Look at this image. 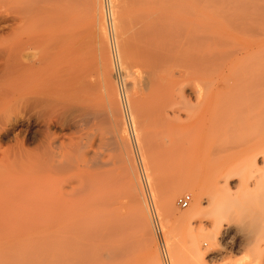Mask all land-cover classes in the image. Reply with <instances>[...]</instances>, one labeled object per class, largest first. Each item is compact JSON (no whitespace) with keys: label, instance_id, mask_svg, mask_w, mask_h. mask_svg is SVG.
<instances>
[{"label":"rangeland","instance_id":"rangeland-1","mask_svg":"<svg viewBox=\"0 0 264 264\" xmlns=\"http://www.w3.org/2000/svg\"><path fill=\"white\" fill-rule=\"evenodd\" d=\"M114 1L89 0L87 3L85 1L86 5L84 6H88L89 9H85L84 6L80 5L82 9V11L80 10L81 14L78 12L79 9L77 7L78 15L81 16L82 20L84 19L80 26L82 32L80 31L78 34H83V31L86 30L84 26H87L86 32L91 27L89 29L90 31L85 32L83 35L84 38L80 35L79 38L81 39L82 37L83 42L80 40L81 44L78 41L77 45L79 47L82 45V51L89 49V51H83L85 55L82 56L87 61L86 69L89 71L92 70L93 74L100 72L96 76L100 79L101 91L104 89L102 91L103 97L99 98V105L95 108L97 113H95L96 110L94 109L95 111L92 113V116L87 118L82 111L77 110L79 108L78 106H74L76 108H73L77 111H71L74 110L72 108L69 110L70 112H66L64 115L66 117H63L61 120L63 126L53 128L54 131L58 129L56 134L64 147L70 146L72 142H80L81 137H83V149L86 151L93 166L90 172L94 174L95 171L98 174L97 177L94 176L95 174H91L90 177L92 179L93 176L94 180L92 179V183L88 181L91 183L92 188V194L90 193L91 195L88 198L90 203H88L89 205H87L86 210L79 213L78 216L77 214H72V216L71 214H64L66 219L62 215L64 221L59 214L57 215L53 211L47 212L45 210V213L41 212L38 214L39 211H36L37 208H33V204L36 205L33 201L36 196H26L22 199V202L15 197L12 198L8 191L15 189L19 182L13 176L11 180L7 178L8 181H5L0 190V205H5V209L0 212V264H80L81 262H83L81 264H95V262L96 264H153V262L155 264H254L252 262V258H254L252 255L255 256L256 250L253 249L255 245L251 241H255L256 236L249 231L250 229L247 228V219L243 217L250 211H258L257 213L264 214V165L262 161L264 158V9H256L254 13L255 17H253L252 13V21L250 10H248L250 19L249 17H246L247 19H240L243 13L240 10H235L231 6L230 0H211V3L206 6L197 7L200 16L193 14V7H189L190 5L187 7L184 6V8L186 7L185 9L181 6H173L170 8L168 10L169 18L167 19L169 22L166 23L169 29L166 27V21L164 22L165 26L162 25L164 26L163 28L169 30L168 38L166 39L165 36V43L168 45L167 47L170 48L171 46L170 52L174 54H170L172 61H170V64L173 63L174 65L175 60L178 61L177 59L180 58L184 60L185 64L184 62L182 64L185 66H182L180 64L181 62H179L184 68L177 63L175 64L176 67L173 65L168 67L171 69L174 67L172 72L171 69L169 70L171 74L175 73V76L179 78L177 83L181 77L184 79L181 78L183 81L180 80V85H178L179 83H173L174 86H170L172 90H170L171 93L168 90L167 98H174V100L170 99L173 101H169L171 106L169 103L167 105V103L163 102L168 107L165 106V110L162 111L163 107L160 105L162 104L160 103L161 97L157 95L158 92L156 90L153 92L155 89L153 87L154 85H152L155 84L152 82L154 80L152 79L153 72L151 73L152 78H148L147 76V79L143 78L145 77L144 75L150 73V70H152L150 69L151 67L149 68V64L147 66L146 62L148 61H144L146 63L145 67L143 62L135 64L139 60L138 57L142 55L144 49L148 46L150 39L145 36L146 33L143 35L145 36L143 39L141 32H144L145 29L143 30L141 27L143 23H141L140 17L138 18V9L137 7L135 9L136 5H133L135 4L133 1L130 4L128 0H123L121 7L123 10H120L121 22H118L117 17L119 14H116L115 8L113 7ZM109 2H111V5ZM98 4L100 7L97 6ZM84 9L89 11V15L86 11H83ZM113 11H115V14ZM258 12L259 14L262 13V15L257 16L256 13ZM87 15L88 17L85 18L84 16ZM135 15L137 21L134 20L136 19L134 17ZM236 16H239V19ZM128 17L130 20H128ZM207 18H210V20L212 18V21H209ZM89 24H92V26L89 27ZM121 25L122 27L119 28ZM93 27L96 31H93ZM110 27H112V30L115 27V33L111 31ZM4 29L6 30V28ZM102 29L105 32L104 37L101 34ZM109 33L112 35L110 36ZM134 37L141 38V41L137 38L134 40ZM85 38L89 41L88 43ZM124 38L127 43L123 41ZM145 38L149 39L146 40ZM104 40L108 45L104 44ZM131 40L132 44L130 43ZM128 43L130 46L132 45L128 47L131 51L127 50ZM123 44H127V46ZM133 44L136 46L133 47ZM141 45L145 47L142 52ZM123 46L127 49L124 47L123 50ZM113 48L117 52L116 59L112 53ZM132 49H134V53L138 51L139 54L141 52L140 55L136 53L138 55L136 56L133 53V56ZM127 51L129 56L125 53ZM90 52L92 53L90 54ZM79 56L78 54V64H80L79 59L81 60ZM104 56L109 57L107 60L112 61H104ZM143 56H140V59L143 60ZM122 57L124 60H122ZM145 57H148V55L146 54ZM125 59L127 60L125 61ZM195 61L208 64V68L206 67L207 69L204 68L202 70L197 69L195 65L197 62ZM123 62H126L128 67ZM92 64H94L93 68L91 67ZM134 64H142V66L136 67ZM94 67L95 69L98 68L99 71H95ZM143 67L147 68L145 70L149 68V71L145 73ZM101 69H104L107 74L104 70L102 72ZM127 71L132 72L133 76L131 77V74L127 73ZM110 74L111 77H108ZM128 74L129 76H127ZM138 79V85L134 87ZM146 80L149 82L147 81L143 85ZM183 84L185 85L183 86ZM139 85L145 88L142 90ZM181 86L184 88L181 89ZM113 90H117V93L115 91L113 92ZM144 90L146 92H143ZM106 92L109 94L113 92L115 94L109 96ZM154 93L158 97H155ZM144 94L149 95L145 96ZM151 94L153 97H151ZM129 95L131 97H128ZM182 96L183 98L185 96V99L180 98ZM131 98L133 102L137 103H132ZM156 98H159V100ZM127 101L130 102H128L130 106L127 105ZM174 101L178 102L175 103ZM153 103L156 105L154 108L155 111L159 108V111L163 112L162 117H160L158 112H153ZM151 105L153 106L151 107ZM158 105L160 106L157 107ZM17 109L18 107L10 109L9 114L12 118L19 115ZM116 111L122 114L120 115ZM166 111L169 116H166L167 118L164 117ZM141 112L146 114L143 113V117H141ZM135 113L137 114V118ZM97 115L99 116L98 119H96ZM101 117L105 119L103 118V120ZM85 119H88L87 123ZM131 124H133L132 126L134 127L138 145L133 143L130 136ZM212 126L213 128H211ZM25 130L26 127L20 123L15 125L16 134H24ZM161 143L164 144L162 145ZM4 147H7V145ZM252 154L258 155L257 164L250 161ZM0 156H2L1 150ZM227 160H230L232 166L237 168L235 169L237 174L230 180L231 189L229 191L222 190L216 192L214 184L216 172L214 168L224 165L222 163ZM63 178V176H57L53 180L52 186H49L48 183V187H43L42 191L46 193L47 191L53 190L54 187H57V183L59 184L61 182L60 179ZM171 191L175 192L173 195V206L168 209H163L164 196ZM200 191L203 192L204 197L210 199L209 201L206 198L203 200V209H201V212L188 221L179 218V214H186L188 210L195 206L194 204L198 200L197 193ZM185 194H190L192 201L188 207L181 208L178 204V199ZM139 195H141L140 197H142L144 202L141 203L143 204V208H145V216L143 218H145V223H148L152 234V252L156 255L155 260L151 259V262L149 261L150 258H148L150 254L149 249L142 237L140 223H138L139 221L137 222L140 214H142L137 208L138 203L136 198ZM150 202L154 204L157 211L166 256L162 252V246L154 227L150 211ZM6 204L8 209H6ZM224 205L227 210L225 208V213H223L224 210L219 213V210H222L221 208ZM220 214L225 216V222H228L229 229L225 233H222L221 237L219 236L213 243L208 239V234L212 231L214 218ZM230 214H233V216L231 217ZM56 215L60 217L61 222L59 218H57V221L55 220ZM83 216L85 217L83 218ZM86 216H90L89 218L94 220H90ZM78 219L79 221L77 222ZM85 220L86 222L89 220V222L86 223L84 222ZM107 221L113 222L110 223L114 225L110 224L111 226L109 227ZM104 224H107V226L105 227ZM100 225H104L102 227L106 230L111 229L109 232L112 229V232L115 231V233H118L119 230L122 231H119L120 235L117 234L118 236L112 235L111 232L108 235L110 236L109 238L106 237L101 240V237H99L100 231L97 233L100 229L97 230V228ZM116 226L120 228L118 229ZM243 226H246L248 230L245 229L246 231H244ZM93 227L97 230L94 233L98 234L96 237H99V241L93 238L95 237L92 231ZM242 227L245 233L248 231L246 233L247 235H243L244 233L241 234ZM70 228L71 230H69ZM249 232L252 233L251 236H248ZM256 233L258 242L261 244V248L263 247L262 249H264V227ZM247 236L248 240L246 239ZM169 240H172V243ZM100 242L107 244L105 245L103 243V246V244L100 245ZM127 243L129 244L127 245ZM112 245H115V248ZM196 246L200 247L202 254L197 252L195 249ZM95 247H97V253L99 252L98 255L96 249H94ZM100 247L101 249H99ZM109 247L113 248L110 253ZM86 248L88 249L86 250ZM246 251L249 252L247 253ZM93 252L96 254L94 255ZM99 254L101 256L100 260ZM91 255L95 257H91ZM76 258H78V263H76ZM262 264H264V253Z\"/></svg>","mask_w":264,"mask_h":264},{"label":"bare ground","instance_id":"bare-ground-1","mask_svg":"<svg viewBox=\"0 0 264 264\" xmlns=\"http://www.w3.org/2000/svg\"><path fill=\"white\" fill-rule=\"evenodd\" d=\"M81 1L82 0H0V150L2 153V156H0V170H1V172H0V190H1L2 185L5 183V181H8L9 178L11 180V177L13 176L14 178H17L19 184L15 189L8 191L12 198L15 197L16 199H18L22 202L23 201L22 199L24 197H26V196L28 197L29 195H35L36 198L33 199V201L36 203V205L33 204V208L34 207L37 208L36 211L37 212L39 211L38 214H40L41 212L45 213L46 212L45 210H47V212L53 211V213H55L57 215L59 214L62 217L61 219L63 221H64V219H63L62 215H64V214L65 215L71 214V216H72V214H74V215L77 214V216H78L79 213L84 212L86 210L87 205H89L88 203H90V201H88V198L92 194L91 193L92 188H91L90 184L92 183L91 182L92 179L94 180L93 176H92V179L90 176H91V174L92 175L95 174L94 176H96V177L98 175L95 173V171H94V174L92 172H90L91 169L93 168V166L91 165V161H90L89 157L87 156L86 151L83 149L84 148L83 147L84 145H82L83 137H81L82 139L80 140V142H72L70 144V146L64 147L63 143L61 141H59L58 135L56 134V131L58 129H56V131L53 130L54 127L58 128V126H63L61 124L62 118L64 117L66 112L68 113V111L70 109H72L74 106H78L79 108L77 110L82 111L85 114V116L87 118H89V116H92V113L96 110L95 108L99 105L98 104L99 98L103 97L102 91L104 89L101 91L102 86L100 85V79H98L97 78L98 76H96V74L98 75V73H100V72H98V73L96 72V74H93L92 70L89 71L88 69H86V65H87L86 62L87 61H86V59L82 58V56L85 55L83 53V51L86 52V51H89V49H88V47H86V45H87L86 44L85 47L88 50L85 49L86 51L85 50L82 51V45H80L81 44L80 40H82V37L84 38L83 35L85 34V32L87 30V26L82 25V26L86 27V30L83 31V34H80L82 36L80 39L79 38L80 35L78 33L82 30V29H80V26H81V23L84 19L82 20L81 16L78 15V12H80V10L82 11L80 5L81 6L86 5V3L89 0H83L84 3L86 1L85 4ZM132 1L135 3L133 5H136L135 9H136V7L138 9L137 10L139 13L138 18L140 17V21H141V23H143V25L141 27L143 30L145 29L144 32L143 31L141 32L142 29L140 30V32L142 33V36L145 35V33H146L145 36L150 38V39L145 38L146 40L149 39V44L147 42L148 46L146 48L143 47V45L140 46V47H142L141 52L143 51V48H145L142 55H140L141 52L139 54H138V51L136 52L140 56H143L144 53H146L148 55V57H145L146 56V54H145V56H143V60H142V59H140V56H139L138 62L137 61L136 62L134 61V62H135V64L139 63V62L140 63L143 62L144 67H145L146 63H147V66L150 65L149 68L151 67L150 68V69H152V70H150L151 72L144 75L145 77H143V78H146V76L148 78H152L151 73L153 72L152 73V75H153L152 79H154V80L152 82H154L155 84H152V85H154L153 87L155 89L152 88V89H154V91L152 89H151V91L155 92V90H156V92H158L157 95H160L159 96V97H161L160 103H162L160 105H162V107L164 108L165 106L168 105V103L170 104L169 101L174 100V98H170L172 100H170L169 97L167 98V93H168V90L169 91L172 90L171 89L172 87L170 88V86H172L173 83L174 84L177 83V81L179 79L178 77L175 76L176 75L175 73L171 74L172 69L174 67H176L175 66L176 63L178 65L181 64L182 66L185 64L184 60L180 59V58L177 59L178 61L175 60L174 65H173V63L170 64V61H171V55L170 54H172V55H174V54L172 52H170L171 46L169 48V47H167L168 45H166V43H165L166 39L168 38L167 35H169V33H168L169 28H168V25L166 24L167 22H169V21H167V19L169 18L168 10L170 8H172L173 6L174 7L175 6L176 7L181 6L184 8V6L187 7L188 5H190L189 7H193L192 8V10L194 11L193 14L199 15V12H198L199 9L197 7H204L208 4H210L211 0H128V2H130V4ZM230 1H231V6L234 7L235 10H237V11L240 10V12L243 13L241 15L240 19L241 18L244 19L246 17L248 18L250 16V14L252 17V13H253V17H255L254 13H255L256 9L257 10H260L262 8L264 9V0H230ZM109 3L111 5V2H109ZM221 4H223V3H221ZM122 5H123V0H115L114 6L112 5L115 8L116 14H119V16L117 15L118 16L117 17L118 22H121L120 10L122 9L121 8ZM97 6H99V4ZM77 7L79 9L78 12H77V10H78ZM84 8L89 9L88 6L87 7L84 6ZM85 9L83 11H86ZM129 9H130V7H129ZM92 10H91V12H92ZM248 10H250V12H251L249 15H248V13H249ZM251 10L254 12H252ZM115 11H113V13ZM237 11H236V13H237ZM88 12L89 11H86L87 14H88ZM98 13H99V11H98ZM122 13L124 14V12H122ZM80 14H81V12H80ZM82 14H83V12H82ZM84 14H85V12H84ZM256 14H257V16L262 15V13L259 14V12ZM88 15L84 16V17L86 18V17H88ZM203 16H204V14H203ZM233 16H235V15H233ZM239 16H236V17H238V19H239ZM90 17H91V15H90ZM134 17H136V15ZM175 17H177V16H175ZM253 17H252V21H253ZM249 19H250V17H249ZM112 20H113V18H112ZM128 20H130V18ZM134 20L137 21V17ZM208 20L212 21V18H211V20H210V18ZM164 22H165L166 27L168 29L163 28L165 26ZM130 23L134 24L135 22H130ZM94 24H96V23H94ZM118 24H120V23H118ZM162 25H164V26H162ZM88 26L90 27V26H92V24H89ZM115 27L113 28V30L111 29L112 27H110L111 31L114 32ZM120 27H122V25L119 26V28ZM4 28H6V30ZM89 29H91V27ZM89 29L87 32L90 31ZM132 30H134V29H132ZM93 31H96L95 28L93 29ZM171 31H173V30H171ZM117 32H118V30H117ZM128 32H129V30H128ZM90 33H92V32H90ZM104 33L105 32H103V29H102L101 34L103 37L105 36ZM110 33H112V32H110ZM120 33H122V32H120ZM124 34H126V33H124ZM111 35L112 34H110V36ZM142 36H141V38H142ZM145 36H143V39ZM165 36H166V39H165ZM99 38H101V37H99ZM136 38L138 39V37H136ZM136 38L134 40H136ZM94 39H96V38H94ZM140 39H138V40H140ZM125 40L126 39L124 38L123 41H125ZM78 41L80 43L79 44L80 47L77 45ZM123 41H122V43H123ZM143 41H142V43H143ZM81 42H83V40ZM88 42L89 41L87 40V43ZM103 42H104V44L108 45V43H105V40ZM84 43H86V42H84ZM125 43H127V42L125 41ZM130 43L132 44V40ZM101 44H102V42H101ZM118 44H120V43H118ZM134 44H133V47L136 46ZM90 45H92V44H90ZM123 45L127 46V44H123ZM125 46H123V50H124ZM129 46H130V44L128 43L127 48ZM168 48H169V50H168ZM174 48H175V46H174ZM90 49H92V48H90ZM179 49H180V47H179ZM127 50L131 51V49H129V48ZM133 50L134 49H132V55L134 53ZM128 51L125 52V53H127V55H128ZM93 52H94V50H93ZM91 53L92 52H90V54ZM100 53H101V51H100ZM136 53H134V55H136ZM78 54L80 55L79 57H81V60L79 59L80 64L77 63ZM107 54L109 55V53H107ZM123 54H121V55L123 56ZM124 55H126V54H124ZM138 55H136V56H138ZM144 57L147 59H145ZM88 58H90V57L88 56ZM107 58H109V57L104 56V58H103L104 61H106V62L110 61L109 59L107 60ZM130 58H132V57H130ZM119 59H120V57H119ZM127 59H125V61ZM179 59H180V61H179ZM122 60H124V58ZM146 60L148 62L145 63L144 61H146ZM129 61H130V59H129ZM129 61H127V62H129ZM197 61H195V62H197ZM179 62H181V63L179 64ZM183 62H184V64H182ZM123 63H126V62H123ZM192 63H194V61H192ZM135 64H134V66H136V67L142 66V64H140V65H135ZM168 64H170V65H168ZM125 65H126V67H128L127 63ZM171 65L174 66V67L172 66L173 67L172 69L169 68V67H171ZM195 65H196L197 69H200V70H202L206 67L208 68V64H206V63L202 64V62H197V64H195ZM197 65L199 66V68ZM93 66H94V64H92L91 67L93 68ZM180 66H179V68H180ZM120 67H121V64H120ZM106 68H107V65H106ZM133 68H135V67H133ZM149 68H148V70H145L147 68H144V70H145L144 72L146 73L147 71H149ZM182 68H184V67H182ZM108 69H109V66H108ZM125 69L128 70L127 68H125ZM136 69H138V68H136ZM169 69H171V72ZM94 70L96 71V70H98V68L95 69V67H94ZM103 70L101 69L102 72H103ZM111 71H112V69H111ZM130 71H131V69H130ZM108 72L110 73V71H108ZM120 72H123V71H120ZM105 73H106V71H105ZM127 73H130V72L127 71ZM130 74L132 77L133 76L132 72ZM102 76H104V75H102ZM127 76H129V74ZM135 76H136V74H135ZM108 77H111V74ZM99 78H100V74H99ZM107 78H104V79H107ZM181 78H180V80L184 79V78H182V79ZM142 79H140V80H142ZM107 80L110 81L109 79H107ZM180 80H179V82H180ZM101 81H103V80H101ZM137 81L139 82V79L136 80L137 84L135 86L133 85L134 87H136L138 85ZM147 81L148 80L144 81L143 85H145V82H147ZM104 82H105V80H104ZM134 82H135V80H134ZM106 83L109 85V83L107 81H106ZM141 85H139V86H141ZM178 85H180V83ZM184 85L185 84H183V86ZM104 86H106V85H104ZM142 87L143 86H141V88ZM144 88H142V90ZM147 88H149V87H147ZM158 88H160V90H158ZM175 88H176V86H175ZM182 88H184V87L181 86V89ZM105 90L108 91L107 89H105ZM114 91L115 90H113V92ZM113 92H110V94L107 92L106 93H107V95L110 96L111 94H115ZM138 92H139V90H138ZM143 92H146V90H144ZM179 92H180V90H179ZM147 93H149V92H147ZM170 93H171V91H170ZM105 94H104V97H105ZM126 94H125V96H127ZM141 94H140V96H141ZM144 95H143V97L148 96L149 94L145 95V96ZM157 95L155 94V97ZM128 97H131V96L129 95ZM128 97H126V99ZM151 97H153V95ZM132 98H135V97H132ZM180 98H183V96ZM183 99H185V96ZM109 100H110V98H109ZM112 100H111V102H112ZM128 100H129V98H128ZM151 100H152V98H151ZM155 100H154V102L157 104L156 101L159 100V98L156 101ZM144 101H145V99H144ZM113 102H114V100H113ZM128 102L129 101H127V103ZM163 102L167 103V105L163 104ZM177 102H175V103H177ZM129 103L127 104L128 106H130ZM132 103H135V102H133V99H132ZM132 103H131V105H132ZM155 103H153L154 104L153 112H155V113L158 112L160 117H162L163 112L159 111L160 110L159 108L158 109L156 108L157 109L156 111L154 110V108L156 106ZM101 105H103V104H101ZM107 105H109V104H107ZM160 105H158L157 107H159ZM181 105H180V107H182ZM152 106L153 105H151V107ZM170 106H171V104H170ZM13 107H18L17 111L19 112L20 116L16 115L14 118H12L10 116L9 112L11 111L10 109ZM162 107H160V108H162ZM74 108H76V107H74ZM163 108H162V111L165 110V108L164 109ZM77 110L74 109L71 111H77ZM110 110H112V109H110ZM113 111H114V109H113ZM132 111H134V110H132ZM167 111H166V113H167ZM116 112L118 113V111H116ZM116 112H114V113H116ZM119 112H121V111H119ZM129 112H130V110H129ZM95 113H97V110ZM143 113L142 114L138 113V114H140L141 117H143L142 116ZM166 113L164 114V117L168 116V113L167 114ZM118 114H120V113H118ZM144 114H146V113H144ZM157 114H155V115L157 116ZM147 115H148V112H147ZM151 115H153V114H151ZM105 116H106V114H105ZM174 116H175V114H174ZM95 117H96V115H95ZM98 117L99 116L97 115L96 119H98ZM107 118H108V115H107ZM132 118H133V116H132ZM136 118H137V114H136ZM176 119H178V118H176ZM163 121H164V119H163ZM212 121L214 122V120H212ZM85 122L87 123L88 119H85ZM18 123H20L21 125L26 127L24 134H16L15 133L16 132L15 131V125ZM105 124H107V123L105 122ZM136 124L138 125V123H136ZM211 128H213V126ZM179 142H181V141H179ZM5 145H7V147H4ZM141 147H143V146H141ZM150 147H152V145H150ZM155 147H158V146H155ZM140 155H141V153H140ZM250 158H251L250 161L252 163H254V164L258 163V155L257 154H252ZM262 161H263V165H264V158ZM222 164H224V165L216 166L214 168V170L216 172V176L214 179L216 192H219L222 190L229 191L231 189L230 180H232L233 176H235L237 174L235 171V169H237V168L232 166V163L230 162V160H227ZM97 166H98V164H97ZM95 167H96V165H95ZM57 176H63L64 178L60 179L61 182L59 181L60 183L59 184L57 183L56 188L54 187L55 191L53 189L51 191H47L46 193H44L42 191V188L48 187V185H47L48 183H49V186L50 185L52 186V184H53L52 182L55 178H57ZM7 178H8V180H7ZM147 179H148V177H147ZM12 180H14V179L12 178ZM88 181L91 183H89ZM174 191H171L166 196H164L163 209H168V208H171L173 206V202H174L173 201L174 200L173 195L175 193ZM197 195H198V197H197L198 200L196 199L197 202L194 204L195 206L194 207L192 206L193 208L188 210L186 212V214H179L178 215L179 218L185 219L188 221L190 218H193V216L198 215L201 212V209H203L202 208L203 200H205V198L207 199V201L210 200L208 197L203 196L202 191L198 192ZM140 196L141 195L137 196L136 199H137V203H138V207H137L138 211L141 212L142 214L139 213L140 216H139V219L137 220V222L139 221L138 223H140V229H141L142 235H143L142 237L144 238L146 246L149 249L150 254H149L148 258H150L149 261L151 262V259L155 260L156 255L152 252L153 251L152 245H151L152 244V234H151V231L149 229L148 223H145L146 222L145 218H143L145 216V214H144L145 208H143V206H142L143 204H141L144 202H143L142 197H140ZM225 208H226V206L224 205L221 208L222 210H219L220 211L219 213H221V211H223V210H224L223 213H225V211L227 210V208H226V210H225ZM4 209H5V205H0V212L3 211ZM6 209H8L7 204H6ZM36 211L34 210V212H36ZM257 212H254V211L251 212L250 211L249 213H247L245 215L243 214L244 215L243 218L247 219L246 222L248 225L247 228L250 229L249 231L254 233L255 234L254 236H256L255 241L253 240L254 239L253 236H252L253 239H251V240H253V241H251V243L253 242L255 245V248H253V249L256 250V252H255L256 257L251 254L255 258V259L252 258L253 259L252 262L254 264H262L263 253H264V251L262 252V250H264V249H262L263 247L261 248V244L258 242L259 240L257 239V233L256 232L258 230H261L262 227H264V225H263L264 224L263 223L264 222V214L257 213ZM248 214H251V215H248ZM65 215H64V217H65ZM97 215H96V217H97ZM255 215H256V217H255ZM91 216H93V215H91ZM230 216L232 217L233 214H230ZM84 217L85 216H83V218ZM89 217L86 216V218H89ZM224 217L225 216L220 214L219 216L215 217L213 220L212 231L208 234V239H210L213 243L215 242V240H217V238L219 236L221 237L222 233H225V231L229 229V224H228V222H225ZM57 218H59V220H60V217L57 216L55 219L56 221H57ZM62 220H60V222ZM82 220H84V219H82ZM90 220H94V219H90ZM56 221H55V223H57ZM78 221H79V219L77 220V222ZM96 221H98V220H96ZM71 222H73V221H71ZM84 222H86V220ZM87 222H89V220ZM107 222H108L109 227L111 225H114V224H111V223H113L111 221H107ZM230 222H231V220H230ZM79 223H81V222H79ZM116 224H117V222H116ZM104 225H105V227L107 226V224H104ZM104 225H100L98 228L96 226L97 230L100 228L98 230V232H97L95 227L92 228L93 234L95 235V237H93V238L98 240L99 237H101L100 239L103 240L106 237L107 238L110 237L108 235L111 234L113 229L111 232H109L111 229L109 228L110 230H106L105 228H103ZM243 227H242V233L241 234L244 233L243 235H247L246 233L248 231L246 233L244 232V231H246L245 229H247V228L245 226L244 231H243ZM94 228H95V231H94ZM116 228H118V227L116 226ZM69 230H71V228ZM64 231H66V230H64ZM99 231H100V236L97 238L96 236L98 234H95L94 232L99 233ZM119 231H118V233H115V231L112 232V235L114 234L116 236L117 234H119ZM251 232H249L248 236H251V234H252ZM88 236H90V235L88 234ZM248 236L246 237L247 240H248ZM111 237H113V236H111ZM249 238H251V237H249ZM174 240H175V237H174ZM169 241L171 242L172 240H169ZM74 242H76V241H74ZM94 242H95V240H94ZM116 242H117V240H116ZM120 242H121V240H120ZM248 242L250 243V241H248ZM103 243H105V242H100V245ZM109 243H108V245H109ZM249 243H247V244H249ZM98 244H99V242H98ZM106 244L107 243H105V245ZM112 244H114V243H112ZM128 244L129 243H127V245ZM173 245H174V243H173ZM103 246H104V244H103ZM110 247H111V245H110ZM110 247L108 248L109 253H110V251L112 252L111 249H113ZM113 247L115 248V245ZM117 247H118V243H117ZM96 248L97 247H95L94 249H96ZM87 249L88 248H86V250ZM99 249H101V247ZM108 249H106V250H108ZM195 249L197 250L198 253L202 254L200 247L196 246ZM119 251H121V250H119ZM246 252L248 253L249 251H246ZM96 253H97V249H96ZM96 253H94V255ZM98 253H97V255H98ZM100 254H99V256H100ZM94 255H91V257ZM87 257H88V255H87ZM102 257H103V255H102ZM107 257H108V254H107ZM89 258H90V256H89ZM100 259H101V256L99 257V260ZM76 260H77L76 263H78V258H76ZM96 260L99 261L98 259H96ZM81 263H83V262H81ZM248 263H250V262H248ZM90 264H92V263H90ZM95 264H96V262H95ZM153 264H155V262H153Z\"/></svg>","mask_w":264,"mask_h":264},{"label":"built area","instance_id":"built-area-1","mask_svg":"<svg viewBox=\"0 0 264 264\" xmlns=\"http://www.w3.org/2000/svg\"><path fill=\"white\" fill-rule=\"evenodd\" d=\"M112 53H113L114 58L116 59L117 58V52H116L115 48L112 49ZM132 125L133 124H131V127H130V136H131V138L133 140V143L137 144L136 134H135V131H134V127ZM191 201H192L191 195L190 194H185V195L181 196L178 199V204L180 205L181 208H186V207H188L190 205ZM150 211H151V214H152V219H153V223H154V227H155L156 233H157V235L159 237L160 244L162 246V252L166 256V249H165V246H164V243H163L162 230H161L159 218H158V215H157V211H156V209L154 207V204L152 202H150Z\"/></svg>","mask_w":264,"mask_h":264}]
</instances>
